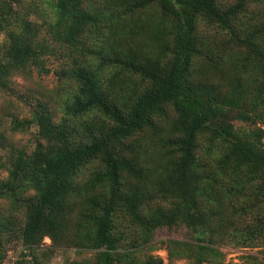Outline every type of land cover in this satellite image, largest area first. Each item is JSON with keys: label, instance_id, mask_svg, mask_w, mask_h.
Masks as SVG:
<instances>
[{"label": "trees", "instance_id": "16d2710c", "mask_svg": "<svg viewBox=\"0 0 264 264\" xmlns=\"http://www.w3.org/2000/svg\"><path fill=\"white\" fill-rule=\"evenodd\" d=\"M101 7L52 0L41 9L27 0H0V92H14L16 74L43 72L57 51L68 54L60 76L72 88L58 123L42 100L30 121L12 120L13 130L34 124L30 151L0 134L7 151L0 199L9 202L0 218V264L8 230L29 251L47 237L53 247L93 251L95 264H163L152 256L139 261L121 246L119 213L146 233L183 224L195 234L217 231L244 248L264 246V197L245 206L225 203L231 190L217 181V191L203 186L198 153L200 147L207 155L216 150L211 168L221 180L242 174L237 185L255 184L256 195L264 196V0H107ZM121 23L130 36L113 46L108 40L115 42ZM141 28H151V38H143ZM227 51L239 57L226 63ZM238 64L247 65L254 80L236 76L211 89L192 82L195 65L216 82ZM119 76L137 79L122 100L111 89ZM90 114L100 119L88 123ZM70 118L82 119L76 127ZM150 174L156 184L146 193L138 186L146 188ZM130 180L134 187L127 188ZM158 198L167 206L152 208ZM77 206L78 216H70ZM252 211L261 215L249 225L244 217ZM217 251L200 243L186 256L202 264ZM30 258L42 264L34 253Z\"/></svg>", "mask_w": 264, "mask_h": 264}, {"label": "rangeland", "instance_id": "374dc122", "mask_svg": "<svg viewBox=\"0 0 264 264\" xmlns=\"http://www.w3.org/2000/svg\"><path fill=\"white\" fill-rule=\"evenodd\" d=\"M28 2H34L41 9L48 8V5L52 2V0H27ZM107 0H84L85 6H92L95 10H100V7ZM101 7V11H103ZM38 22H40L39 18H36ZM106 24V23H105ZM104 25V23H103ZM143 31V38L148 39L151 38L152 30L151 28H141ZM117 35L114 36L115 42L113 43V39L110 38L111 45H119L120 42L125 39V35H128L127 28L121 23V26L116 28ZM204 34H210L208 31L204 30ZM130 36V35H128ZM209 40H211L209 38ZM2 42V36L0 35V43ZM104 42V41H102ZM100 45V44H99ZM108 48V44H107ZM108 52V51H107ZM225 54V53H224ZM239 52L236 51H227L226 56L224 58V62L229 63L236 60L239 57ZM66 52L57 51V53L53 56H50L45 61V70L43 72L34 71L29 77L22 76L20 74H16L12 77L14 92L13 93H5L0 92V134H3L7 137V140L14 144L17 148L23 149L26 151H30L34 147L35 143V132L36 128L34 124L29 127L26 131L24 130H13L11 128L12 120L18 121H30L32 118V110L36 100H42L47 103L50 110L53 112L54 121L58 123L62 118L65 117L64 114V103L67 97L70 96V91L72 90L69 87L68 83H65V78L60 76V71L66 67ZM236 62V61H235ZM247 70L243 65H237L231 74L226 75L227 80L217 79L216 82L209 78L204 71H202L201 67L195 65L193 68V77L192 82L196 85H202L210 88L211 86H228L232 79L236 78V76H240L241 80L244 79L247 81L250 79L254 80V75L251 74L250 68L246 65ZM111 70L104 72V82L110 75ZM236 74V75H234ZM125 75V74H122ZM137 80L133 77V81ZM107 80L105 83H107ZM132 80H129L128 77L119 76L114 80V83L111 86L113 90V96L117 99L124 98L128 94H130V90L133 88L134 84ZM248 82V81H247ZM251 82V81H250ZM106 86L109 84H105ZM136 88V87H135ZM211 89V88H210ZM94 114H90L86 117V122L90 123L91 119L93 120ZM82 118H70L68 119V124L78 127ZM235 126H247L239 121L234 122ZM155 142L157 140L155 139ZM149 143V142H148ZM150 144V143H149ZM201 146H203L200 141ZM158 145V144H157ZM4 143L0 142V179H4L7 176L5 171V156L7 151L3 149ZM149 154L148 150L145 149ZM199 157L201 158V163L204 164V180L203 186L208 190L213 188V191H217L215 182L221 184V189H225L226 187L231 191L228 194V198L226 197L225 203L231 201L233 203L239 205H250L252 199L256 196L258 200L262 201V194H258L256 190V185H251L250 183L244 182L241 187L237 185L238 181L243 182L244 176L242 174H234L229 178L221 180V176L214 172L211 168L212 164L216 157H218V152L216 150H211L210 154L207 155L205 153V148H199ZM153 154H156L155 152ZM151 162V160H149ZM148 169L153 172H157L152 165L148 164ZM88 172H85V176H87ZM155 181V182H154ZM128 183V182H127ZM134 180H130L127 188L134 187L132 185ZM153 187L156 184V178L150 174L148 178H146L143 185L138 186L140 190L148 193L151 192L150 186ZM251 185V187H250ZM159 200V201H158ZM152 208L156 206L162 205L167 206V203L163 201L161 198H158L156 201H151L149 204ZM260 208L262 204L258 205ZM9 209V202L7 200L0 199V218H4L7 215ZM261 209H259L260 211ZM81 211V207L77 206L73 210V213L70 216H78ZM259 211L250 212L244 217L245 223L248 222L249 225L255 221V215L259 213ZM17 219H19L21 214L17 213ZM261 215V213H259ZM116 230L119 233H122V247L126 249L128 252L132 253L139 261H143L148 257L160 258L163 261V264H194L193 258L187 257L186 254L190 253L193 250L197 249V245L200 243L209 244L212 248L217 249L218 255L216 257H208V260L202 264H255V261H250L246 258V256H256L259 258L256 264H264V246L259 244L258 240L254 242L258 243V247H241L238 243L228 239H222L214 231L215 234L207 233L206 235L195 234L188 230L183 224H178L177 226L162 227L158 228L150 233H146L141 227L137 226V224H133L128 216L119 213L116 216L115 220ZM6 239H8L7 244V253L2 264H31L32 260L30 258L31 254L34 253L38 262L42 264H95V253L93 251L88 250H77L75 247H53L51 244V240L45 237L38 248L34 251L26 250L24 246L21 245L20 241L16 237L17 235H13V231L8 230L5 233ZM203 242H201V239ZM130 243L135 244V247H130ZM187 244V245H185Z\"/></svg>", "mask_w": 264, "mask_h": 264}]
</instances>
